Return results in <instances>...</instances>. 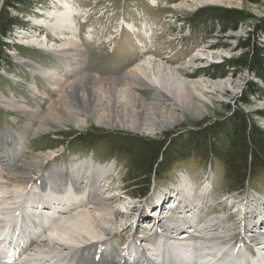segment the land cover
<instances>
[{"label": "rangeland", "instance_id": "1", "mask_svg": "<svg viewBox=\"0 0 264 264\" xmlns=\"http://www.w3.org/2000/svg\"><path fill=\"white\" fill-rule=\"evenodd\" d=\"M7 1L12 3L7 5ZM50 1L52 0H6V2L0 0V19L2 18V22H6L7 18H16L23 22L22 27L11 29L6 36L0 33V94L13 92L19 100L22 98V100L30 104L33 103L32 105L43 104L44 108L46 107L45 97L42 95L31 96L26 83L34 82L40 90L45 89L48 95H50V88L46 86L41 78L39 79L36 75L34 77L31 76L28 71L24 70L25 67H20L11 52L16 49L19 55L29 56L33 60L44 63V66L58 63L50 52L42 51L34 46L20 45L17 37V34L21 33L29 35L34 27L37 29L36 36L40 35L41 37L42 32H47V30H42L44 26L42 29L35 26L32 22L34 19L32 20L30 17L36 14L44 15L39 11L40 9L44 10V12L51 10ZM70 1L74 3L73 6L78 5V10L80 9L74 17L81 46L86 55V68L102 75H120L126 70L133 69L134 62L136 64L139 59L151 54L154 60L179 68L181 71L178 70V74L185 82L184 86L187 90L192 88V84L195 85L194 88L196 90H203V88H200V80H208L213 85L224 83V88L211 90L212 86H208L206 90H203L208 100L203 102L205 111L200 116L197 115V109L189 111L178 105L168 106L171 111L179 115V120L173 126L163 125L162 128L153 132L104 127L95 124L91 115L84 114L88 124L83 128H74L71 123L67 122L58 130L27 137V133L22 132V127L30 117L7 111L0 106V142L4 139L5 131L8 129L15 135H21L24 138L23 143L25 145L22 153L17 158H12L13 156L11 155L12 159L6 173L10 174L13 171L27 172L25 160L23 159L30 160L31 155L41 151H48L53 154L52 158L48 160L44 171L47 172V170L57 168L61 182L66 185H68L66 182L69 179L71 168L77 162L87 160L96 166L109 165L110 170L102 174L104 176H101L96 182V191L100 192L102 194L100 196L103 198L107 197L105 199L106 202L110 206L117 208L121 217L120 221L118 220L117 222L118 228L114 230H117V232H106L105 235L108 238L104 242L101 241V245L93 243L88 246V251L91 253L90 259L92 260L95 255H99L98 251L100 249L104 248L108 243L110 244L107 255L98 258L95 264H113L117 261L116 253L121 252L129 238L133 234L141 237L145 232H142V227L146 226L145 224L143 225L145 222L141 219L134 221V213H131V209L138 210L140 214H143L146 213L145 207L150 206L147 211V215H149L147 218H155L151 215H153V210L158 208L157 203L161 200V206L163 207L173 202L174 197H177V192H179L181 180L187 183L188 186L193 183L194 191L197 195L198 202L193 204L194 209L188 212L189 217L194 216L197 222L199 221L203 224H207L214 219L216 221L222 220L221 224L218 223L214 226L216 230L212 232L223 234V230H226V232L228 230L232 241L234 238L236 240L237 237V241H244L241 236L245 232L246 235L249 234L248 228L244 231L240 228V233L235 234L233 230L227 229L226 226L231 222L241 226L239 222H241L243 211H251L252 213L245 214L247 215V220H251L250 223L254 225L252 229L259 235L264 234L263 172L258 173L253 181H248L244 192H239L230 191L227 185L222 183V169L218 168L216 163L206 166H198L190 162L178 163L173 165L165 174H162L159 179L152 182L145 197L137 198L131 182L129 181V183L125 176V157L112 154L108 145L86 143L79 137L88 131H108L115 135L137 134L159 137L165 131L175 134L184 132L187 129H197L200 125L202 126V123L225 120L236 109H241L252 116L257 125L264 131L262 124L264 116L257 114L258 111L264 113V72L262 76H259L252 70L245 68L225 67L221 73L210 70L211 64L224 63L227 59L236 58L243 53L246 49L241 48L240 43L245 38L254 39L258 45L264 46V33L256 34L257 27L264 25V0H216L189 8H185L180 4L186 0ZM205 7L236 9L243 13L242 17L244 19L224 27L216 20L205 22L196 19L194 17L195 13ZM44 17L46 18L45 15ZM127 23H134V28L138 27L139 31L127 30ZM145 27L146 35L143 32ZM19 31L22 32L19 33ZM92 33L94 34L93 36L90 35ZM47 34L48 40L55 38L50 33ZM87 38L90 40H87ZM204 49L206 51L209 50L212 53V57L202 56L201 58H196V53L204 51ZM17 52L14 51V53ZM12 75L17 78L15 79ZM251 87L256 89V92H251L246 96V92ZM137 91L143 95L146 103L152 101L164 103V100L151 89L141 87ZM244 97L247 99H244ZM193 98L196 99L195 95H193ZM169 108L165 113L167 118L169 117ZM139 117L137 116L136 119L140 120ZM147 118L146 122L151 119ZM23 176L25 179H33L35 177L34 172L28 175L23 173ZM88 179L89 176H82L75 188L79 189L80 183L84 184ZM37 184L35 183V185ZM3 188L11 189L12 185L3 186ZM175 188L178 190H175ZM32 193L35 194L34 191ZM162 195L163 201L161 199ZM85 198L87 199L85 200ZM233 199L237 200V202H232ZM73 201L74 206H78L75 209H91L94 199L86 196L83 200L78 198L76 200L77 203H75V200ZM79 201L85 207H80ZM252 202L255 205L257 203V206L259 202L261 203L259 208L261 207L262 209V218L261 216L253 217V214L255 215V207L251 209L249 206ZM240 206H244L245 210L239 211V213L237 208H241ZM129 207L132 208L130 209ZM163 213L165 214V211L161 213L160 210V214L163 215ZM177 215L179 222L183 224V228L177 231V234H179L188 228V224L180 221V219L183 220L184 213L177 212ZM32 229L34 231L33 227ZM150 229L149 233L151 235L155 229ZM80 264H86V261L81 259Z\"/></svg>", "mask_w": 264, "mask_h": 264}, {"label": "bare ground", "instance_id": "2", "mask_svg": "<svg viewBox=\"0 0 264 264\" xmlns=\"http://www.w3.org/2000/svg\"><path fill=\"white\" fill-rule=\"evenodd\" d=\"M211 1L216 0H186L180 4L189 8ZM50 2L51 10L45 12L39 10L46 18L38 14L30 17L34 19L32 22L35 26L39 29L44 26L42 30L47 32H42L41 37L36 36L37 29L34 27L29 35L19 31L21 34H17V37L20 45L34 46L50 52L58 63L44 66V63L29 56L19 55L16 49L14 51L17 53L11 52L20 67H25L24 70L31 76L36 75L41 78L50 88L48 95L45 89L40 90L34 82L26 83L31 96L45 97L46 107L39 103L32 105L33 103L30 104L22 98L19 100L13 92L0 94V106L3 109L30 117L22 127V132L27 133V137L58 130L67 122L74 128H83L88 124L84 114L91 115L95 124L104 127L153 132L163 125L173 126L179 120V115L171 111L168 106L178 105L189 111L197 109V115L200 116L205 111L203 102L208 100L203 90L208 86H212L211 90L224 86V83L213 85L208 80H200V88L203 90H196L194 84L187 90L184 86L185 82L178 74L180 69L154 60L151 54L145 55L136 64L134 62L133 69L126 70L120 75H102L94 72L85 67L86 55L75 24L74 16L78 14L79 6H73L74 3L70 0ZM126 26L127 30L139 31L138 27L134 28V23H127ZM143 29L145 30L146 27ZM144 30L146 35L147 31ZM47 33L55 38L48 40ZM205 51L204 49L196 53V58L202 56L211 58L212 53L209 50ZM12 76L17 78L15 75ZM141 87L153 90L164 100V103L155 101L146 103L143 95L137 91ZM167 107L170 110L168 118L165 116ZM137 116H140V120L136 119ZM147 117L151 118L148 122H146ZM262 124L264 126V121ZM23 141L21 135H15L11 130L6 129L4 139L0 142V264H80L81 259H84L86 264H95V260L90 259L88 246L93 241L101 242L108 238L106 232H117L114 230L118 228L117 222L121 217L118 209L106 202L107 197L103 198L100 196L102 194L96 191V182L104 176L102 174L110 170L109 165L96 166L87 160L77 162L71 168L66 185L61 182L57 168L44 171L53 154L41 151L31 155L30 160L23 159L27 172L6 173L11 159L17 158L25 148ZM32 172L35 175L33 179L24 178L23 173L28 175ZM82 176H89V179L84 184L81 182L80 188L76 189L78 180ZM7 185H12V188L4 189L3 186ZM193 186V183L188 186L187 183L180 181V189L177 193L183 197L182 202H175L174 199L169 205L162 207L160 200L157 204L161 213L165 211V214L161 215L157 209L153 210V215H150H158L160 219L155 224H145L144 227L149 228L151 225L156 229L155 231L158 229L161 233L152 236L149 229L145 230L141 238L133 234L121 252L116 253L117 261L113 264H264V246L260 247V243H264V234L259 235L252 229L254 225L250 223L251 220H247L246 214L252 212L243 211L245 210L243 206V210L237 208L238 212L243 211L239 222L241 226L231 222L226 227L235 234L240 228L243 231L248 228L249 234H245L246 237L249 239L252 236L253 239L260 240L258 249L254 248L255 255H250L244 247L239 251L238 246L232 243L228 230V233L226 230H221L223 234L212 232L216 230L214 226L221 224L222 220L214 219L203 224L197 222L196 217L188 216V212L194 209L193 204L198 202ZM33 191L35 194L32 193ZM86 196L94 199L92 208L75 209L78 206H74L73 200L77 203L78 198L83 200ZM256 201L258 202L257 198ZM38 202L49 204L40 210ZM78 204L80 207H85L80 201ZM250 204L251 209L255 207L256 215L253 214V217L262 218L264 215L261 207L259 208L261 203L259 202L258 206L253 202ZM177 212L184 213L183 220L180 221L188 224V228L179 234L177 231L183 228V224L179 222ZM33 219L40 220L38 223L43 227L41 235L30 243L21 259L10 262L14 248L8 247L6 243L3 244V241L12 235L15 237L16 233L12 232L14 223L18 225L16 238L24 232H31L33 229L30 224H33ZM23 235L27 238L25 234ZM107 248H103L104 252H108ZM104 255L106 253L102 254V257Z\"/></svg>", "mask_w": 264, "mask_h": 264}, {"label": "trees", "instance_id": "3", "mask_svg": "<svg viewBox=\"0 0 264 264\" xmlns=\"http://www.w3.org/2000/svg\"><path fill=\"white\" fill-rule=\"evenodd\" d=\"M6 3L10 5L12 2ZM242 16L239 10L215 7L201 8L194 15L205 22L216 20L223 27L244 19ZM1 19L0 33L5 36L11 29L23 25L16 18H7L6 22ZM261 32L264 33V25L256 29L257 35ZM240 47L246 50L238 57L229 58L224 63H213L210 70L221 73L225 67L245 68L262 76L264 46L258 45L254 39L245 38ZM251 92L255 93L256 89L251 87L246 96ZM257 114L264 116L262 111ZM79 137L86 143L108 145L112 154L125 157V176L137 198L145 197L152 182L178 163L218 164L222 169V183L230 191L244 192L248 181H253L258 173H264V131L252 116L241 109H236L225 120L202 123L197 129L175 134L165 131L159 137L115 135L108 131H88Z\"/></svg>", "mask_w": 264, "mask_h": 264}]
</instances>
